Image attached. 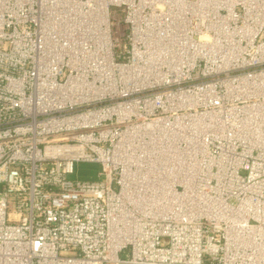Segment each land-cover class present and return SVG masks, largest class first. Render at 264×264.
Instances as JSON below:
<instances>
[{"label":"built area","instance_id":"1","mask_svg":"<svg viewBox=\"0 0 264 264\" xmlns=\"http://www.w3.org/2000/svg\"><path fill=\"white\" fill-rule=\"evenodd\" d=\"M0 264H264V0H0Z\"/></svg>","mask_w":264,"mask_h":264},{"label":"rangeland","instance_id":"2","mask_svg":"<svg viewBox=\"0 0 264 264\" xmlns=\"http://www.w3.org/2000/svg\"><path fill=\"white\" fill-rule=\"evenodd\" d=\"M97 169H99V165L96 163L78 162L75 164V174H73L71 178H76L86 174L95 176Z\"/></svg>","mask_w":264,"mask_h":264}]
</instances>
